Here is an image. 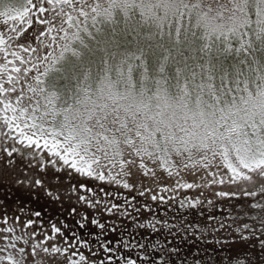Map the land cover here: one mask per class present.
I'll use <instances>...</instances> for the list:
<instances>
[{
  "label": "snow or ice",
  "instance_id": "1",
  "mask_svg": "<svg viewBox=\"0 0 264 264\" xmlns=\"http://www.w3.org/2000/svg\"><path fill=\"white\" fill-rule=\"evenodd\" d=\"M0 264H264V0H0Z\"/></svg>",
  "mask_w": 264,
  "mask_h": 264
}]
</instances>
